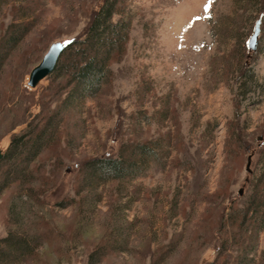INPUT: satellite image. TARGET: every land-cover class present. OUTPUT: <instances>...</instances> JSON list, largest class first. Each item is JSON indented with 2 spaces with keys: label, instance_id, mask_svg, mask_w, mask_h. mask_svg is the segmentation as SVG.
Returning <instances> with one entry per match:
<instances>
[{
  "label": "rangeland",
  "instance_id": "374dc122",
  "mask_svg": "<svg viewBox=\"0 0 264 264\" xmlns=\"http://www.w3.org/2000/svg\"><path fill=\"white\" fill-rule=\"evenodd\" d=\"M103 1L26 0L17 18L32 26L0 70L4 153L11 134L60 103L51 90L63 80L46 76L31 88L30 70L52 42L82 38ZM9 8L0 9L4 26ZM127 8L128 38L109 82L63 114L32 176L0 192V238L36 237L21 264H264V230L256 235L238 215L262 166L264 0H127ZM132 142L154 149L138 175L76 192V165L117 157ZM56 176L38 201L27 197ZM67 196V207L53 204Z\"/></svg>",
  "mask_w": 264,
  "mask_h": 264
},
{
  "label": "trees",
  "instance_id": "16d2710c",
  "mask_svg": "<svg viewBox=\"0 0 264 264\" xmlns=\"http://www.w3.org/2000/svg\"><path fill=\"white\" fill-rule=\"evenodd\" d=\"M31 4L26 0H0V9L9 5V12L12 14L8 24L4 26L0 23V70L32 26L33 22L24 17L17 18L18 13L27 11ZM127 10V0H104L100 7L92 12L83 37L71 39L65 45L53 71L47 75V77L52 76L54 82L57 79L63 80V83L55 85L53 83L55 90H51L58 96L59 106L45 112L42 110L37 112L27 121L23 132L10 135L9 145L0 160L2 166L0 192L13 183L25 180L27 175L32 176L31 165L43 151L52 146L59 124L65 118L63 114L72 110H81L84 101L87 98L97 97L104 85L109 82L111 71L109 63L125 50L129 29V22L125 16ZM262 14L264 15V8ZM115 15L118 16L116 20H114ZM250 80H253V76ZM24 90L27 92L26 87ZM52 98L53 96H49V101ZM31 104L32 102L26 105L25 112ZM15 126L11 124L9 129L12 130ZM153 150L150 143L132 142L123 146L117 157L86 159L76 165L74 179L76 192L87 188L95 189L100 183L109 180L132 179L142 171L148 158L154 155ZM258 160H261V170L258 175L252 177L249 183L250 193L244 207L238 211V215L241 216L240 224L247 221V227L256 235L259 230H264V147ZM53 179L50 181L49 177H43L42 187L33 186L25 189L27 197L38 201L50 185V188L54 186L57 176ZM73 200L72 197L67 196L61 201H54L53 204L67 207L73 203ZM25 232L18 234L19 232L12 230L0 238V264H21L33 254L38 246L37 239Z\"/></svg>",
  "mask_w": 264,
  "mask_h": 264
},
{
  "label": "water",
  "instance_id": "95a60500",
  "mask_svg": "<svg viewBox=\"0 0 264 264\" xmlns=\"http://www.w3.org/2000/svg\"><path fill=\"white\" fill-rule=\"evenodd\" d=\"M258 25H256V29L251 37L250 40V48L253 47V43L258 33ZM66 43L62 41H55L52 42L45 53L43 54L41 60L30 70L28 74L27 86L31 88H35L38 83L49 75L57 63V60L62 53ZM4 156V150L0 147V160ZM251 163V156H248L247 163H246V171H250L249 166ZM241 193V191H240Z\"/></svg>",
  "mask_w": 264,
  "mask_h": 264
},
{
  "label": "bare ground",
  "instance_id": "6f19581e",
  "mask_svg": "<svg viewBox=\"0 0 264 264\" xmlns=\"http://www.w3.org/2000/svg\"><path fill=\"white\" fill-rule=\"evenodd\" d=\"M5 146H6V141H2V142L0 143V147H1L2 149H4Z\"/></svg>",
  "mask_w": 264,
  "mask_h": 264
}]
</instances>
